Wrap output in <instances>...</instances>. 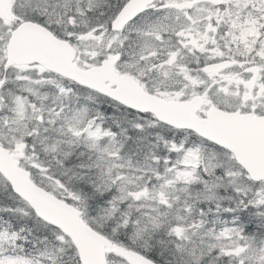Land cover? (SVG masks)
Masks as SVG:
<instances>
[{"label": "rangeland", "instance_id": "374dc122", "mask_svg": "<svg viewBox=\"0 0 264 264\" xmlns=\"http://www.w3.org/2000/svg\"><path fill=\"white\" fill-rule=\"evenodd\" d=\"M186 1V0H185ZM210 12L207 11L205 8H200L199 12H195L194 17L196 20V27L199 31H202L203 33H207L209 28L212 24V16L209 15ZM139 49H137L138 51ZM177 53L173 52L172 56L170 57L169 61H165L166 70L163 73V75H166L169 71V66H173L175 62ZM172 69V68H171ZM171 71V70H170ZM185 76H188L185 74ZM136 77L140 80L143 78L142 73L136 75ZM174 77L173 73H168L166 75V79L162 81H171ZM190 79L192 82L195 81L194 76H190ZM161 81V82H162ZM142 85L150 91V87L148 86H157L155 85H149L147 82L142 83ZM113 118L112 116H109ZM118 117L117 119H119ZM114 119H116L114 117ZM173 149L177 152V158L174 160V167L169 168L172 175L170 177H167L165 179V183L162 185V190L165 195H154L157 199L158 205L152 206V209L154 210L153 215L156 217H162V216H169L172 218H175L177 220H183L185 219L186 213L184 211L185 205H175L179 204L181 202V196L184 194V192L188 189L190 183L197 182L199 179V171L200 167L203 166L205 170L212 171L215 168H217V161L215 159V155L211 154L207 151V147L203 145H195L193 147L185 148L183 145L173 146ZM166 151L159 152V156L165 155ZM153 162L151 160L147 161V165H151ZM86 175L89 177H98L100 175V171L98 168H90L85 170ZM75 180V179H72ZM77 181V180H76ZM90 182L86 184V187H89ZM229 182L224 178L222 179V175L219 172H214L207 176L205 179V185L200 187L198 189V192L200 194H208L211 189H216L219 187L226 188L225 185H228ZM96 189V185H91ZM221 188V189H223ZM216 189V191L218 190ZM147 192V190H146ZM171 195V196H170ZM214 195V194H213ZM204 202L203 199H198L197 203ZM96 206H91V208H95ZM163 207V210L160 208ZM192 207V204H191ZM195 210V209H193ZM138 208L135 204H129L125 207V211H122L121 214H123V223L122 226L127 225V220L130 218H135L139 215ZM140 222L143 224L145 223L143 221V216H140ZM159 243V241H158ZM208 248H202L198 250V258L199 256L203 255ZM68 257V256H67ZM225 264H231V263H225Z\"/></svg>", "mask_w": 264, "mask_h": 264}, {"label": "trees", "instance_id": "16d2710c", "mask_svg": "<svg viewBox=\"0 0 264 264\" xmlns=\"http://www.w3.org/2000/svg\"><path fill=\"white\" fill-rule=\"evenodd\" d=\"M107 110L111 111V114L109 115L107 113V115L108 116H112V117H115L116 113L119 111L118 109H116L114 107H110ZM122 115H123V113H121V116ZM147 144L150 145L151 144L150 141L147 142ZM164 151L165 150H161V152H164ZM80 187L82 188V186H80ZM73 188H75V187L73 186ZM94 190H95V188H94ZM94 190H93V192L90 189L87 191V195L91 198V200L94 199L95 197L98 198V196H96ZM9 196H10L9 192H7V191L2 192V189H0V197L1 198L6 199ZM96 205L97 204H94V206H96ZM9 206H10V202H8V201L5 202V207L8 208ZM87 209L90 211V213H96L99 210L98 207H95V208L89 207ZM120 228H121V226H119L117 228V231H118L117 234H119L121 236H124L125 232L127 231V228H122V229H120ZM50 242L51 241H50L49 236H44L43 244L47 246V245L50 244ZM171 250H172V248L169 247V246H164V245L158 244V253H159V255H161V254H163V255H172ZM69 262H70V259H69V257H67V254H65L64 252H62V251H60V250H58V249H56L54 247L51 249V260H50L49 264H68Z\"/></svg>", "mask_w": 264, "mask_h": 264}, {"label": "bare ground", "instance_id": "6f19581e", "mask_svg": "<svg viewBox=\"0 0 264 264\" xmlns=\"http://www.w3.org/2000/svg\"><path fill=\"white\" fill-rule=\"evenodd\" d=\"M107 113L110 115V114H111V111L107 110ZM116 115H117L118 117H120V116H121V113L118 111V112L116 113ZM72 184H73L74 187H76V186H77V181H76V180H73V181H72ZM87 184H88V183H87ZM89 185H90V184H89ZM90 187H91V189L93 190V187H92V186H90ZM92 192H93V191H92ZM99 199H100V198H97V197H95L94 199H92V201L88 203L87 208H89V207H91V206H94V204H97L96 207H98V209H100L101 206H102V202H101ZM89 205H90V206H89ZM87 211L90 212L88 209H87ZM120 226H121L120 229H122V228H127V225H124V226L120 225Z\"/></svg>", "mask_w": 264, "mask_h": 264}, {"label": "flooded vegetation", "instance_id": "af4514ba", "mask_svg": "<svg viewBox=\"0 0 264 264\" xmlns=\"http://www.w3.org/2000/svg\"><path fill=\"white\" fill-rule=\"evenodd\" d=\"M109 118H110V119H113L114 117H113V118L109 117ZM115 118L117 119V118H118V116H117V115H115ZM72 181H73V180H72Z\"/></svg>", "mask_w": 264, "mask_h": 264}]
</instances>
